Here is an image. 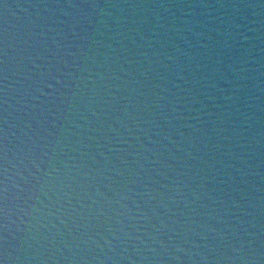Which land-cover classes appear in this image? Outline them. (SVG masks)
Segmentation results:
<instances>
[{
	"label": "water",
	"instance_id": "obj_1",
	"mask_svg": "<svg viewBox=\"0 0 264 264\" xmlns=\"http://www.w3.org/2000/svg\"><path fill=\"white\" fill-rule=\"evenodd\" d=\"M0 264H264V0H0Z\"/></svg>",
	"mask_w": 264,
	"mask_h": 264
}]
</instances>
